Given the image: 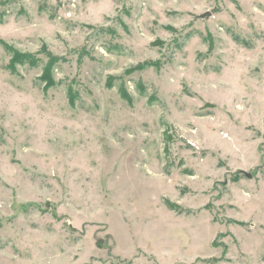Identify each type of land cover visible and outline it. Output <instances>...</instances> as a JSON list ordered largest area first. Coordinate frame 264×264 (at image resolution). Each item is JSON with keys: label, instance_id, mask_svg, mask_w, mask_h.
I'll list each match as a JSON object with an SVG mask.
<instances>
[{"label": "rangeland", "instance_id": "1", "mask_svg": "<svg viewBox=\"0 0 264 264\" xmlns=\"http://www.w3.org/2000/svg\"><path fill=\"white\" fill-rule=\"evenodd\" d=\"M0 264H264V0H0Z\"/></svg>", "mask_w": 264, "mask_h": 264}, {"label": "trees", "instance_id": "2", "mask_svg": "<svg viewBox=\"0 0 264 264\" xmlns=\"http://www.w3.org/2000/svg\"><path fill=\"white\" fill-rule=\"evenodd\" d=\"M33 58L35 57H33L31 54H25V53H21L19 51L14 50V55H13L14 62H23V61L35 62Z\"/></svg>", "mask_w": 264, "mask_h": 264}, {"label": "water", "instance_id": "3", "mask_svg": "<svg viewBox=\"0 0 264 264\" xmlns=\"http://www.w3.org/2000/svg\"><path fill=\"white\" fill-rule=\"evenodd\" d=\"M206 16V14H203L202 17Z\"/></svg>", "mask_w": 264, "mask_h": 264}]
</instances>
